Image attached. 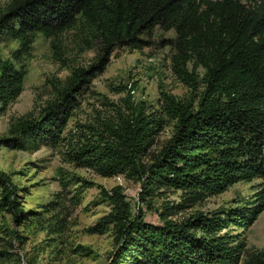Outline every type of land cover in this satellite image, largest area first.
<instances>
[{
  "label": "trees",
  "instance_id": "16d2710c",
  "mask_svg": "<svg viewBox=\"0 0 264 264\" xmlns=\"http://www.w3.org/2000/svg\"><path fill=\"white\" fill-rule=\"evenodd\" d=\"M157 26L175 30L184 66L194 60V69L205 68L197 103L169 98L167 110L177 124L156 152L149 153L155 119L140 114L123 120L114 130L115 141L86 143L67 153L104 176L141 178L142 199L181 191L177 202L163 205L162 223H153L141 213L129 216L121 187L113 188L109 196L118 214L103 219L120 224L121 241L109 264H239L243 255L245 264H264V248L249 247L247 237L228 230L232 224L248 229L264 210V0H10L0 15V34L12 35L19 46L12 59L0 58L3 106L24 89L23 61L32 56L38 33L56 44L66 31L84 28L101 42V52L89 67L74 68L56 86L58 97L39 116L20 117L0 145L36 149L58 143L81 89L105 70L114 49L145 46ZM254 178L262 181L242 206L172 218L235 182ZM17 198L11 176L0 168V207L15 209Z\"/></svg>",
  "mask_w": 264,
  "mask_h": 264
},
{
  "label": "rangeland",
  "instance_id": "374dc122",
  "mask_svg": "<svg viewBox=\"0 0 264 264\" xmlns=\"http://www.w3.org/2000/svg\"><path fill=\"white\" fill-rule=\"evenodd\" d=\"M9 2L0 0V15ZM176 40L174 29L157 26L145 46H117L105 70L81 89L78 105L58 143L41 144L36 149L0 145V168L11 176L18 193L15 209L0 207V264H109L121 241L120 224L103 219L118 214L119 207L109 196L114 187L120 186L129 202V216L141 213L147 221L162 223L163 205L177 202L180 190L142 199L141 178L124 173L104 176L94 167L71 160L67 153L86 143L115 141L114 130L123 120L140 114L155 119L149 153L166 144L177 124L167 110L169 98L197 103L204 89L205 68L194 69V60L184 66ZM52 41V37L37 34L32 56L23 61L28 71L23 91L7 105L0 103V138L10 135L20 117L28 113L39 116L58 97L56 86L64 83L74 68L89 67L101 52V42L84 28L66 31L56 44ZM18 46L15 37L0 34V58L12 59ZM261 181L235 182L172 218L181 220L198 210L242 206ZM228 230L239 239L247 237L249 247L264 248V210L248 229L232 224ZM245 258L243 255L239 264H245Z\"/></svg>",
  "mask_w": 264,
  "mask_h": 264
}]
</instances>
